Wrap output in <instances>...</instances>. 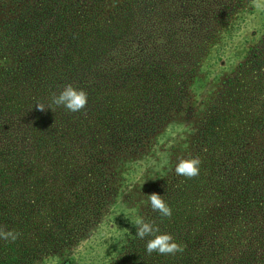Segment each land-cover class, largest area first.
Segmentation results:
<instances>
[{"label":"trees","instance_id":"16d2710c","mask_svg":"<svg viewBox=\"0 0 264 264\" xmlns=\"http://www.w3.org/2000/svg\"><path fill=\"white\" fill-rule=\"evenodd\" d=\"M191 1L0 0V227L12 229L14 223L25 221L30 214L28 212L34 208L29 190L36 188L43 191L46 189L43 182L53 180L52 177H46L48 175L44 178L42 169L35 162L39 146L36 145L35 135H39L40 129L41 132L47 130L44 126L49 128L45 122L52 110L40 111L36 106L50 104L51 94H58L63 86L72 84L87 92V106L93 105L94 118L93 123L89 124L87 116L82 120L83 116H79L78 112H69L62 107L64 115L56 108L53 111L60 112L61 117L57 123L54 120L57 124L54 131L60 126L73 132H81V127L90 131L91 126H96L102 135L104 130L114 129L116 117L120 119L119 122H123L118 125L123 128L119 144L129 148L139 143L140 140H125L129 138V119L125 118V112L129 110V95L122 96L119 94L121 91L108 93L117 94L118 99L114 98L113 101L112 96H109L110 102L106 104L91 97L95 93L102 95L117 85L110 80L101 82L99 65L105 59L115 60L117 52L123 53L124 49L131 54L136 50L144 55L147 47L152 56L161 53L157 47H161L164 41L161 38L165 34L163 31L169 30L167 26L172 28L169 35L176 36L187 24L192 25L199 20L200 16L189 10ZM243 1L235 0L230 8L225 9L228 10L225 15L215 19L213 27L224 25V21L230 19L231 12L241 6ZM138 14V33L134 37L130 29L134 16ZM260 44L248 49L249 58L242 65L243 68L239 66L237 71L226 77L222 92L213 96L210 103L204 104L199 112H195L187 127H183L181 132H187L186 136L181 142L178 141L180 143L176 142L174 149L170 146L164 149L162 157L150 169L158 168L152 172L153 175H170V162L173 160L178 163L182 158L198 156L202 161L197 177H171L167 186L157 191L172 209L170 218H164L153 210L141 214L146 220L155 222L161 233L171 234L176 242L184 245L183 253L148 255L145 245L151 237L139 239L135 235V228L125 250L117 257L122 262L264 264V40ZM178 69L183 72L186 67L172 65L169 72L166 71L170 79L176 77ZM167 95L165 89V97ZM168 98L172 99L168 95L165 101ZM92 99L96 102L92 103ZM100 110L108 119H103ZM171 114L170 109H167L156 116H148L139 124L130 119V126L140 125L139 132L143 134V139L154 133L158 118L165 121ZM243 127L250 130L246 132ZM188 128H195L193 133H197L196 137H187L191 132ZM213 130L218 132L212 133ZM47 134L49 136L51 133ZM89 137L86 138L89 141H84L85 144L80 147H87L91 141H97L96 134ZM38 140L41 141V137ZM152 144L156 145L155 142ZM180 145L192 152L185 150L175 159L174 151L180 152ZM104 151L101 150V153ZM112 156L108 152L104 157L91 158L87 167L94 172L100 166L108 169L106 163ZM45 157L48 158V152ZM65 158L69 161V154ZM50 165L53 166V162ZM50 168L53 172V167ZM33 177L38 185H26L28 182L33 183ZM123 183L124 179L121 178L119 185ZM200 195L210 202L211 213L196 217L197 222L191 228L190 219H194L193 212L198 206L197 197ZM10 200L15 204L11 205ZM61 210L68 212L59 216L60 227L65 217V225L80 224L83 220L81 206L66 205ZM212 225L220 227V231L216 233L217 229L212 228ZM66 231L73 234L76 228L70 227ZM61 233L63 235L65 230L58 231V234ZM64 237L68 236L65 234ZM16 243L19 241H4L1 248L4 257H0V264H29L36 258L35 247L25 241L16 247ZM233 250L238 253V257L231 261L228 254Z\"/></svg>","mask_w":264,"mask_h":264},{"label":"rangeland","instance_id":"374dc122","mask_svg":"<svg viewBox=\"0 0 264 264\" xmlns=\"http://www.w3.org/2000/svg\"><path fill=\"white\" fill-rule=\"evenodd\" d=\"M234 2L235 0H192L189 10L192 14L199 15V20L192 25L187 24L176 36L169 35L172 28L167 26L169 30H164L165 34L161 38L164 41L161 47H157L161 53L152 56L149 54L150 48L147 47L144 49L147 52L144 55H140L136 50L131 54L124 49L123 53L117 52L115 60L105 59L99 65L101 82L110 80L112 84L117 85L104 91L102 95L95 93L91 97L106 104L110 102L109 96H112L113 101L114 98L118 99L117 94L108 93L121 91L119 94L122 96L129 95V110L125 112V118L129 119V138L125 140H140L138 144L129 148L119 144L122 141L120 136L123 128L118 125L123 122H119L120 119L116 117L114 129L107 128L108 131L104 130L102 135L96 126H91L90 131L81 127V132H73L66 128L61 129L62 126L54 131L57 126L54 120L57 123L61 117L59 113L64 114L65 111L61 110L62 107L53 106V109L61 111H52L45 122L49 128L44 126L47 130L41 132L40 129L39 135H35L36 145H39L35 162L42 169V176L45 178V175H48L46 177H52L53 180L43 182L46 184L43 191L36 188L31 190L29 186L31 192L29 190L28 193L31 194L30 201L34 208L28 212L30 214L25 221H18L12 226L13 230L20 233L16 247L24 241L35 247L36 258L29 264H112L115 261V264H129L128 261L122 262V259L117 257L125 250L129 237L135 232V219L141 217L145 211H152L146 198L166 187L169 178L178 177L175 173L177 162L174 160L170 162V175H153L152 172L158 168L150 169L155 165V161L162 157L164 149L169 146L174 149L176 142H181L186 136L187 132H181L183 127H187L195 112H199L204 104L210 103L213 96L222 92L226 77L245 64L249 58L248 49L261 45L260 42L264 40V0L243 1L241 6L231 12L230 19H226L224 25L213 27L215 19L225 15L228 11L225 9L230 8ZM138 20L139 14L134 16L130 29L134 37L138 33ZM175 64L184 65L186 69L183 72L176 70V77L170 79L166 71L169 72ZM111 76L117 78L112 79ZM125 86L128 88H124ZM165 89L171 100L168 98L165 101L168 96L165 97ZM90 101L96 102L95 99ZM92 107L93 105L87 106L78 112L79 116H83L82 120L87 116L89 124L93 123L94 118ZM167 109H170L172 114L165 121L158 118L154 133L148 137L141 139L143 134L139 132L140 125L132 126L133 128L130 126V119L139 124L148 116H156ZM100 112L104 120L108 119L107 115L101 110ZM249 125L247 121V127ZM194 129L188 128L191 132L187 137H196ZM243 129L247 132L249 128ZM216 132L218 130H213L212 133ZM47 133L51 134L46 136ZM93 133L96 134L97 141H91L87 147H80L85 144L84 141H89L86 138L91 137ZM40 137L41 141L38 140ZM153 142L156 145L152 144ZM122 148L128 152H123ZM179 148L180 152L174 151L175 159L184 154L185 150L192 152L182 145ZM101 150H105L104 153H101ZM46 152L48 158L45 157ZM108 152L113 155L106 163L109 165L108 169L106 166H100L94 172L87 167L91 158L104 157ZM67 154L69 161L65 158ZM51 162L53 166L50 165ZM50 167H53V172ZM121 178L124 179L123 185H119ZM35 181L36 178L33 177V183L28 182L26 185H36ZM197 198L198 206L193 212L194 219H190L191 228L197 222L196 217L211 213L210 202L201 195ZM10 204L15 203L10 200ZM75 204L82 207L83 220L80 224L65 225V217L63 226L60 227L59 216L68 212L61 209L66 205ZM70 227L76 228V232L72 234L66 231ZM211 227L217 229L216 233L221 229L214 225ZM61 229L65 230L63 235L58 234ZM50 234L52 238L49 239ZM65 234L67 238L64 237ZM3 243L4 240H0V249ZM3 252L1 249L0 257H4ZM228 255L231 261L238 257L234 250Z\"/></svg>","mask_w":264,"mask_h":264},{"label":"clouds","instance_id":"9594fccd","mask_svg":"<svg viewBox=\"0 0 264 264\" xmlns=\"http://www.w3.org/2000/svg\"><path fill=\"white\" fill-rule=\"evenodd\" d=\"M88 102V94L83 89H78L72 84L63 86L62 90L57 93L51 94V103L45 106L44 104H38L36 107L40 111L45 109H51L53 106L63 107L69 112L83 111ZM202 164L201 159L191 157L188 159H180L175 166V173L178 176L185 177L186 179H194L200 173V166ZM148 201L153 211L159 213L164 218H170L172 216L171 207L165 202L163 196L152 193L148 195ZM134 224L136 226L135 235L139 239H147L145 245V251L148 255L157 253L160 255H176L183 253L185 246L176 242L173 236L169 233H161L158 225L153 221L146 220L143 217L138 216ZM20 236V233L13 229H5L0 227V240L7 242H15Z\"/></svg>","mask_w":264,"mask_h":264}]
</instances>
